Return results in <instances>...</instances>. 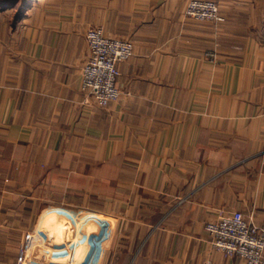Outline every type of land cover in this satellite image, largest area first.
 Returning a JSON list of instances; mask_svg holds the SVG:
<instances>
[{"label":"crops","instance_id":"obj_1","mask_svg":"<svg viewBox=\"0 0 264 264\" xmlns=\"http://www.w3.org/2000/svg\"><path fill=\"white\" fill-rule=\"evenodd\" d=\"M188 1L0 0V264H243L205 224L264 228V0ZM96 27L134 44L105 107Z\"/></svg>","mask_w":264,"mask_h":264},{"label":"built area","instance_id":"obj_2","mask_svg":"<svg viewBox=\"0 0 264 264\" xmlns=\"http://www.w3.org/2000/svg\"><path fill=\"white\" fill-rule=\"evenodd\" d=\"M185 15L198 21H223L217 3L211 0H191ZM85 41L88 57L81 68L79 89L86 103L105 107L119 98L118 65L134 55V44L129 39L109 37L98 27L86 31ZM205 230L213 250L237 257L243 264H264V228L242 212L219 214L205 224ZM24 261L23 255L18 257V264Z\"/></svg>","mask_w":264,"mask_h":264},{"label":"rangeland","instance_id":"obj_3","mask_svg":"<svg viewBox=\"0 0 264 264\" xmlns=\"http://www.w3.org/2000/svg\"><path fill=\"white\" fill-rule=\"evenodd\" d=\"M191 0H189L188 2H187V5L189 4V2H190ZM187 7V6H186ZM185 11H186V9H185ZM186 16V15H185ZM187 17V16H186Z\"/></svg>","mask_w":264,"mask_h":264}]
</instances>
